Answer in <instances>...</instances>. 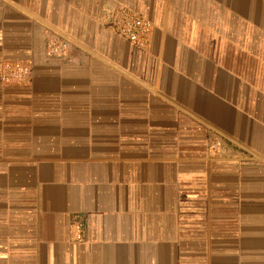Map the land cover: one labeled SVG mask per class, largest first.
Returning <instances> with one entry per match:
<instances>
[{
  "label": "crops",
  "instance_id": "1",
  "mask_svg": "<svg viewBox=\"0 0 264 264\" xmlns=\"http://www.w3.org/2000/svg\"><path fill=\"white\" fill-rule=\"evenodd\" d=\"M0 264H264V0H0Z\"/></svg>",
  "mask_w": 264,
  "mask_h": 264
},
{
  "label": "built area",
  "instance_id": "2",
  "mask_svg": "<svg viewBox=\"0 0 264 264\" xmlns=\"http://www.w3.org/2000/svg\"><path fill=\"white\" fill-rule=\"evenodd\" d=\"M113 31L132 45L145 49L153 31L152 24L143 17L124 8L110 14ZM71 55V44L62 36L50 35L43 46L42 56L46 61L66 62ZM33 71L32 61H15L4 63L1 81L5 85L27 86L31 82ZM222 149L219 139L212 140L208 147L210 157L217 156Z\"/></svg>",
  "mask_w": 264,
  "mask_h": 264
}]
</instances>
